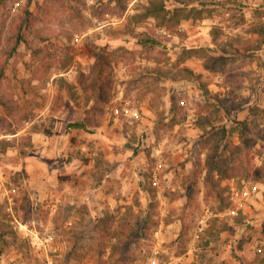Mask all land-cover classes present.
<instances>
[{"label": "rangeland", "instance_id": "1", "mask_svg": "<svg viewBox=\"0 0 264 264\" xmlns=\"http://www.w3.org/2000/svg\"><path fill=\"white\" fill-rule=\"evenodd\" d=\"M28 1L0 5L2 264H264V0Z\"/></svg>", "mask_w": 264, "mask_h": 264}, {"label": "trees", "instance_id": "2", "mask_svg": "<svg viewBox=\"0 0 264 264\" xmlns=\"http://www.w3.org/2000/svg\"><path fill=\"white\" fill-rule=\"evenodd\" d=\"M178 1V0H176ZM4 2V0H0V5ZM30 2V0L28 1ZM145 14L147 16H152L157 24L159 25H168L170 18L168 17V10L165 7V0H150L146 5ZM21 37L17 38L16 43L19 42ZM68 127H78L83 128L85 125L80 121H74L67 124ZM234 170L231 171V175H235ZM256 178L260 179L261 175L259 172L256 173Z\"/></svg>", "mask_w": 264, "mask_h": 264}, {"label": "built area", "instance_id": "3", "mask_svg": "<svg viewBox=\"0 0 264 264\" xmlns=\"http://www.w3.org/2000/svg\"><path fill=\"white\" fill-rule=\"evenodd\" d=\"M44 264H55L54 260L50 257L46 258V261L44 262Z\"/></svg>", "mask_w": 264, "mask_h": 264}, {"label": "water", "instance_id": "4", "mask_svg": "<svg viewBox=\"0 0 264 264\" xmlns=\"http://www.w3.org/2000/svg\"><path fill=\"white\" fill-rule=\"evenodd\" d=\"M0 264H2V257H1V255H0Z\"/></svg>", "mask_w": 264, "mask_h": 264}, {"label": "crops", "instance_id": "5", "mask_svg": "<svg viewBox=\"0 0 264 264\" xmlns=\"http://www.w3.org/2000/svg\"><path fill=\"white\" fill-rule=\"evenodd\" d=\"M257 194H258V193H257ZM257 194H254L253 196H255V195H257ZM253 196H252V197H253Z\"/></svg>", "mask_w": 264, "mask_h": 264}]
</instances>
